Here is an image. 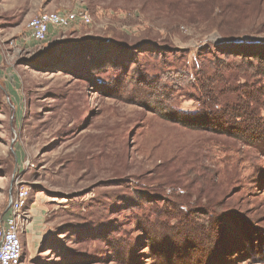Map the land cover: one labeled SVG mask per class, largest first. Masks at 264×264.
<instances>
[{
  "label": "rangeland",
  "instance_id": "rangeland-1",
  "mask_svg": "<svg viewBox=\"0 0 264 264\" xmlns=\"http://www.w3.org/2000/svg\"><path fill=\"white\" fill-rule=\"evenodd\" d=\"M22 188L21 264H264V0H0V224Z\"/></svg>",
  "mask_w": 264,
  "mask_h": 264
},
{
  "label": "built area",
  "instance_id": "built-area-1",
  "mask_svg": "<svg viewBox=\"0 0 264 264\" xmlns=\"http://www.w3.org/2000/svg\"><path fill=\"white\" fill-rule=\"evenodd\" d=\"M90 22V15L85 10L71 13L45 11L31 18L26 24V29L33 42L42 44L46 42L51 30L71 24L88 25ZM28 197L29 192L22 188L9 199L7 217L0 224V264H21V235L28 222V214L25 212Z\"/></svg>",
  "mask_w": 264,
  "mask_h": 264
},
{
  "label": "trees",
  "instance_id": "trees-1",
  "mask_svg": "<svg viewBox=\"0 0 264 264\" xmlns=\"http://www.w3.org/2000/svg\"><path fill=\"white\" fill-rule=\"evenodd\" d=\"M235 45H236L235 43H232L231 44V43H227V42L222 41L221 43H217L215 45V48H217L218 50L221 51V50L230 49V48L231 49H234V46ZM255 47L256 46H250L248 48H242L241 47L242 49H240V52L237 55H239V56H246L247 55L246 54L247 52H245V51L252 50L251 52L253 54L249 55V57H251V58L260 57L261 56V55L259 56L260 51L257 50V49H255ZM255 50H257V51H255ZM234 53L235 52H232V54H234ZM260 59L262 60V58H260ZM222 102L223 101L220 102V105L222 104ZM207 105H209V107L210 106L212 107L214 105V101L209 100V102H208ZM211 113L209 114V118H204V117L201 118L199 115H196L197 117L195 119L185 120L186 119L185 118V119H181V120H177V121H179L184 126H187V127H190V128L192 127V128H195V129L200 128L202 126V124L205 123L208 119H211L213 122H222L223 124H228V123H232V122L238 121V123H241V125H245L246 123L248 124V123H250L252 121V120H249L250 118L249 119L246 118V114H245V116L244 115L243 116L236 115V116H234L233 119H231L229 117V114H227V113L226 114H223V115H221V114L214 115V114H211ZM235 138L237 140H239V141H242V140L244 141V137L243 136H240L239 135V136H235Z\"/></svg>",
  "mask_w": 264,
  "mask_h": 264
}]
</instances>
